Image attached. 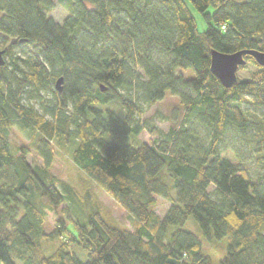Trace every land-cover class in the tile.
<instances>
[{
  "label": "trees",
  "instance_id": "obj_1",
  "mask_svg": "<svg viewBox=\"0 0 264 264\" xmlns=\"http://www.w3.org/2000/svg\"><path fill=\"white\" fill-rule=\"evenodd\" d=\"M66 2L60 23L53 0H0V264H213L189 219L227 240L219 264H264V68L245 57L238 71L255 70L229 89L210 72L213 50L264 54V0ZM167 93L180 115L163 132L143 115ZM110 102L123 118L101 108ZM13 128L35 135L39 163L11 147ZM143 132L155 139L137 141ZM54 142L72 145V164L132 231L52 173ZM49 212L65 215L51 232Z\"/></svg>",
  "mask_w": 264,
  "mask_h": 264
},
{
  "label": "rangeland",
  "instance_id": "obj_2",
  "mask_svg": "<svg viewBox=\"0 0 264 264\" xmlns=\"http://www.w3.org/2000/svg\"><path fill=\"white\" fill-rule=\"evenodd\" d=\"M55 7L49 13L50 16L56 21L60 22L68 15L67 2L66 0H53ZM193 16L196 20L197 27L200 31L206 29L202 18L193 13ZM8 41V40H7ZM252 65L247 64V68L244 71H238V78H248L250 74L254 71ZM62 86V85H61ZM45 103H51L53 101V94L51 92H44L42 94ZM177 100L175 97L170 96L168 93L166 97L161 102H158L148 108L143 115V119L149 124L157 127L163 132H167L170 128L177 126L176 122L172 121V116L177 114L180 115V108L176 109ZM145 108V106H143ZM102 109L108 108L116 113L119 117L123 118V111L114 103L110 102L107 105L101 107ZM34 109L41 111L38 105H34ZM256 113V112H254ZM155 139V136L149 135L147 132H143L138 138L139 142H149ZM10 145L13 149H19L21 147H26L29 149L30 154L27 157V160L30 163L40 162L36 158L33 152V143L35 141V135L30 134L29 132H22L16 128L10 130L9 133ZM55 150V161L52 167V173L62 182L70 185L79 196H84L85 194H90L99 204V208L102 210L103 214H108L113 222L124 229L132 231L133 221L131 217L115 202L110 196H108L103 190L96 187L91 183L88 178L82 174L78 169L72 164L70 153L72 150L71 144H66L64 147H60L56 142L53 144ZM247 153L251 152L250 146L247 144L246 147H242ZM249 165L250 172L255 175L258 174L255 171L256 160L253 156L252 160H247ZM169 207V203L159 197H157V205L155 207V212L158 215H162L165 210ZM58 209L66 210L65 206H59ZM65 219V215H60L56 213L53 215L51 212L48 213L46 230L51 232L57 225V219ZM67 225L69 228H72V224L68 222ZM184 230H188L198 236L202 241V250L203 253L209 256L213 264H219V260L225 254L227 248V240L222 239L220 241L211 240L207 241L203 238L197 225L189 219L187 223L182 227ZM47 247V248H46ZM53 247L52 244H47L45 249L51 251ZM72 251L79 257L81 260H86V252L79 250L77 247L72 246Z\"/></svg>",
  "mask_w": 264,
  "mask_h": 264
},
{
  "label": "water",
  "instance_id": "obj_3",
  "mask_svg": "<svg viewBox=\"0 0 264 264\" xmlns=\"http://www.w3.org/2000/svg\"><path fill=\"white\" fill-rule=\"evenodd\" d=\"M245 57H251L264 68V54L257 51H238L232 54H223L217 51L210 53V72L218 79L224 88H231L237 82V72L240 67L245 66ZM3 51H0V65H3ZM63 79L59 78L55 82V90L62 91Z\"/></svg>",
  "mask_w": 264,
  "mask_h": 264
},
{
  "label": "built area",
  "instance_id": "obj_4",
  "mask_svg": "<svg viewBox=\"0 0 264 264\" xmlns=\"http://www.w3.org/2000/svg\"><path fill=\"white\" fill-rule=\"evenodd\" d=\"M223 28V27H222Z\"/></svg>",
  "mask_w": 264,
  "mask_h": 264
}]
</instances>
